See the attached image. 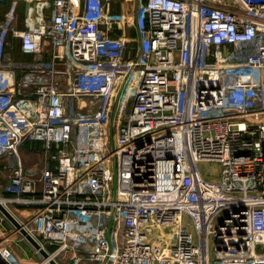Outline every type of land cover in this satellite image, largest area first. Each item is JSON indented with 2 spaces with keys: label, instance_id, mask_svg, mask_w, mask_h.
Masks as SVG:
<instances>
[{
  "label": "built area",
  "instance_id": "built-area-1",
  "mask_svg": "<svg viewBox=\"0 0 264 264\" xmlns=\"http://www.w3.org/2000/svg\"><path fill=\"white\" fill-rule=\"evenodd\" d=\"M108 1L0 0V197L60 264H264V0Z\"/></svg>",
  "mask_w": 264,
  "mask_h": 264
},
{
  "label": "crops",
  "instance_id": "crops-1",
  "mask_svg": "<svg viewBox=\"0 0 264 264\" xmlns=\"http://www.w3.org/2000/svg\"><path fill=\"white\" fill-rule=\"evenodd\" d=\"M23 5H24L23 11H21L19 13L20 25L23 24L22 19H23L24 14H25V3H23ZM8 7H9V5H8ZM6 9L4 11L0 12V18L3 17V14L6 11ZM17 43H19V42L17 41ZM25 55H27V54H25ZM27 56L31 58V56H29V55H27ZM21 154H22V156H24L23 159L25 162V166L30 168L33 171H36L37 175L41 176V171H42V168H43L44 163H45L43 144L41 142L29 143L27 145V147L22 150ZM1 186H3V184ZM0 189L3 190V187ZM2 193H3V191H1V195H2ZM11 205H16V204L11 203ZM11 205L9 206L10 208H11ZM12 210H13V212H15L17 214L16 216L21 220H22V216H23V218H24V216L27 217L28 215H30L33 212V209H29V208L26 209V208L19 207L17 205H16V208L15 209L13 208ZM16 210H20V211H16ZM3 220L4 219H2V217H1L0 218V238L1 239L5 236L7 237V235H6L7 233L10 232V234H11V233H14V231H15L13 229L10 231L7 230V227H9V225H8L9 223L7 221L2 223ZM5 230H7V231H5ZM23 236L24 235L18 236L16 233V235L7 238L5 240V242L8 243L13 248V250L16 252L17 256L20 259H23L28 264H37L40 261L39 256L37 255L38 254L37 249L25 236L24 237Z\"/></svg>",
  "mask_w": 264,
  "mask_h": 264
},
{
  "label": "rangeland",
  "instance_id": "rangeland-1",
  "mask_svg": "<svg viewBox=\"0 0 264 264\" xmlns=\"http://www.w3.org/2000/svg\"><path fill=\"white\" fill-rule=\"evenodd\" d=\"M121 1H124V5H128L129 4V2L128 1H126V0H120V1H118V2H116V5H117V7H119V5L121 4ZM8 5H9V3L8 2H5V3H1L0 4V12L1 11H4L7 7H8ZM114 5H115V3H114V1H108L107 3H106V9H108L109 10V8H111V12H113V13H115L114 12ZM23 3H20V5H19V13L21 12V11H23ZM119 12V11H118ZM129 37H131V38H136L137 37V35H138V31H137V29H136V27H134V26H132L130 29H129ZM136 40V39H135ZM133 45H135V42L132 40L131 42H130V46H133ZM10 51H11V53H10V55H11V57L13 58V59H31L30 57H28L27 55H25L20 49H19V46H18V43L17 42H14L13 43V47L12 48H10ZM24 157V156H23ZM199 166H200V168L202 169V171L204 172V174L208 177V178H210V179H216L217 177H218V170H219V164L217 163V162H206V161H202V162H200V164H199ZM11 172H12V170H11V167L8 165V166H6V164H5V157H0V188H2V184H4L5 182H7L8 180H9V178H10V174H11ZM117 188V181L115 182V189ZM1 191H2V189H0V195H1ZM11 205V204H10ZM9 205V206H10ZM11 208L13 209H15L16 208V205H11ZM22 210V209H21ZM16 211H20V210H16ZM27 211V210H26ZM30 215H28L27 217H25L24 216V218H23V216H22V220L23 221H26V219L29 217ZM1 217H4V220L2 221V223H4L5 221H7L9 224V227H7V230H15L14 231V233H11L10 234V232L9 233H7L6 235H7V237L5 236V237H3L2 239L0 238V240H2V241H5L7 238H9V237H11V236H14V235H16V233H17V235L19 236V235H23L17 228H16V226L0 211V218ZM2 225V224H1ZM7 230H5V231H7ZM24 237V236H23ZM37 255L39 256V259H40V261L41 260H43L44 259V256L41 254V252H39L38 250H37ZM50 264V263H49Z\"/></svg>",
  "mask_w": 264,
  "mask_h": 264
},
{
  "label": "water",
  "instance_id": "water-1",
  "mask_svg": "<svg viewBox=\"0 0 264 264\" xmlns=\"http://www.w3.org/2000/svg\"><path fill=\"white\" fill-rule=\"evenodd\" d=\"M0 211L16 226V228L41 252V254L49 259L51 264H60L56 259L50 258V253L42 247L37 238L26 228L23 222L10 210V208L0 200Z\"/></svg>",
  "mask_w": 264,
  "mask_h": 264
},
{
  "label": "bare ground",
  "instance_id": "bare-ground-1",
  "mask_svg": "<svg viewBox=\"0 0 264 264\" xmlns=\"http://www.w3.org/2000/svg\"><path fill=\"white\" fill-rule=\"evenodd\" d=\"M0 200L3 201V199L0 197ZM4 202V201H3ZM9 207V206H8ZM10 208V207H9ZM10 210L13 212V210L10 208ZM15 215H17L15 212H13ZM21 220V219H20Z\"/></svg>",
  "mask_w": 264,
  "mask_h": 264
}]
</instances>
